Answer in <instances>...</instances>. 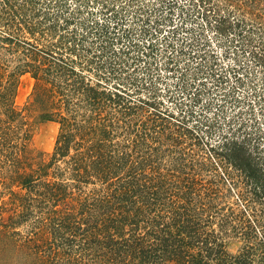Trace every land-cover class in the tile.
Instances as JSON below:
<instances>
[{"label": "trees", "instance_id": "16d2710c", "mask_svg": "<svg viewBox=\"0 0 264 264\" xmlns=\"http://www.w3.org/2000/svg\"><path fill=\"white\" fill-rule=\"evenodd\" d=\"M36 2L0 0V41L10 51L23 48L18 70L37 79L32 107L40 120L58 121L60 132L49 160L32 154L30 122L14 106L15 83L12 77L5 83L0 65V176L10 188L27 189L14 191L23 206L18 220L0 222V264L19 247L24 234L12 229L24 221L31 226L19 247L26 264H264V216L252 207L260 203L264 211L259 151L232 137L210 149L209 162L199 161L158 107L142 124L135 118L122 124L118 114H132L130 103L119 106L120 93L79 72L68 54L80 47L77 36L54 42V23L46 24ZM224 2L229 9L219 28L244 36L243 53L264 84V0ZM90 26L100 38L109 32L98 20ZM112 102L117 114L103 115ZM122 127L125 137L117 132ZM198 165L213 166L218 176L204 181ZM223 179L239 188L240 213L215 185ZM241 235L246 244L231 252L228 239Z\"/></svg>", "mask_w": 264, "mask_h": 264}, {"label": "rangeland", "instance_id": "374dc122", "mask_svg": "<svg viewBox=\"0 0 264 264\" xmlns=\"http://www.w3.org/2000/svg\"><path fill=\"white\" fill-rule=\"evenodd\" d=\"M35 1L36 10L42 12L46 24L54 23V42L59 43L64 35H74L80 42L78 45L85 47L68 52L76 60L79 72L100 89L120 93L124 101L119 106L130 103L132 114H118L122 124L123 119L130 118L142 124L143 118H148V113L158 107L166 113L164 116L169 115L167 119L174 123L171 128L177 135L182 134L181 146H187L199 161L209 162L206 156L211 155L210 149L232 137L248 140L264 160V100L258 96L264 84L256 66L248 63L249 53H243L244 36L235 29L219 28L222 15L229 9L224 0ZM93 20L107 24L109 32L102 38L90 32ZM145 26L149 29L146 34ZM3 45L8 44L0 41L5 83L9 84L12 77L14 106L27 116L31 125L28 147L33 155L49 160L60 123L38 118V111L32 107L37 79L32 71L18 70L25 62L23 48L10 51ZM114 98L119 97L114 94ZM112 105L118 104L112 102L103 115L112 110L117 114L120 107ZM165 120L159 118L158 123H166ZM117 132L125 137L123 127ZM207 167L202 169L198 165L204 181L214 180L218 171L213 166ZM215 185L222 187L223 198L234 204L237 213L244 209L242 202L236 203L237 186L226 179ZM14 191L27 193L26 188L17 185L8 187L0 176V222L4 218L8 223L10 216L16 219L23 211L22 201ZM252 207L264 216L263 204ZM29 223H17L12 229L24 234L17 236L20 248L31 230ZM259 229L264 233L263 226ZM243 230L248 231V227ZM245 244L242 235L228 239V249L233 253ZM19 247L13 253H6L7 264L27 263L19 254Z\"/></svg>", "mask_w": 264, "mask_h": 264}]
</instances>
